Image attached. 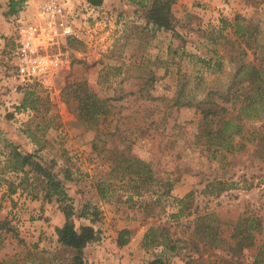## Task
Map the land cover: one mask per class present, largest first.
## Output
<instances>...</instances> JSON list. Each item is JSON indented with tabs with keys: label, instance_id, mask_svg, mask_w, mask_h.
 Returning a JSON list of instances; mask_svg holds the SVG:
<instances>
[{
	"label": "rangeland",
	"instance_id": "obj_1",
	"mask_svg": "<svg viewBox=\"0 0 264 264\" xmlns=\"http://www.w3.org/2000/svg\"><path fill=\"white\" fill-rule=\"evenodd\" d=\"M42 1L26 0L18 17L8 18L9 0H0V224L8 222L0 227V264H69L73 257L57 243L55 229L64 215L55 198L42 200L34 162L62 180L75 226L92 225L98 231V240L83 251V264H115L111 260L120 254L139 262L130 264H147L162 250L155 244L142 248L150 227L165 228L172 240H181L184 248L169 258L170 264H252L264 244V141L250 142L247 136L258 131L264 139V109L258 119L243 122L244 134L235 137L242 150L212 160L196 144L203 127L198 110L172 105L183 85L186 100L193 103L209 90L225 89L236 68L230 58L239 44L244 46L234 41L241 40L234 35L236 18L252 47L246 59L264 60V0H178L172 7L173 32L147 27L152 0H139L137 23L124 22L121 12L87 13L83 0H59L74 17L80 39L55 49L62 53L56 70L40 82H28L11 66L9 50L17 21L36 20ZM85 89L107 101L105 118L94 124L78 120L76 95ZM25 99L28 107L22 108ZM8 144L34 155L24 171L6 168ZM122 158L126 163L120 164ZM141 164L153 181L144 183L134 173L143 171ZM180 201L184 213L172 218ZM221 206L262 224L253 246L238 259L231 258L225 243L211 248L197 221L205 214L216 216ZM93 209L98 214L91 223ZM237 218L221 225L222 238L228 239ZM125 229L128 243L116 251L114 241ZM156 242L164 239L158 236Z\"/></svg>",
	"mask_w": 264,
	"mask_h": 264
},
{
	"label": "trees",
	"instance_id": "obj_2",
	"mask_svg": "<svg viewBox=\"0 0 264 264\" xmlns=\"http://www.w3.org/2000/svg\"><path fill=\"white\" fill-rule=\"evenodd\" d=\"M26 0H9L7 5V12L5 15L8 18H17L21 6ZM178 0H152L149 10L145 13V20L148 25H152L156 29L173 32L174 30V16L172 12L173 5ZM229 2L230 0H222ZM103 0H87V3L91 6L98 7L102 4ZM234 35L241 37L235 38L236 43L244 42L242 47L238 45V51L230 58V62L236 65V68L222 91L209 90L205 97L198 102H191L186 100L187 94L185 91V85L180 87L176 97L173 99V105L176 108L179 107H195L200 115L198 120L199 124L203 127L200 133L196 134V144L198 145L201 155L217 160V154L225 152L227 154H233L242 150L243 145L235 143V137L242 136L244 134V123L256 120L260 117V112L264 109V60L259 62L256 57L253 60H247V52L251 51L252 47L248 43L249 37L244 38L243 33L245 29L239 24L237 18L234 21ZM241 34V35H240ZM73 41L69 42L71 45ZM77 44V43H76ZM81 45V43H78ZM78 45L72 44L70 47L77 49ZM240 46V48H239ZM76 47V48H75ZM80 88H76L78 93ZM76 110L78 113V120L80 122H87L94 124L99 117L106 116V100H101L92 91L85 89L76 95ZM27 100L25 99L22 104V108H26ZM31 109H36L34 106H30ZM244 122V123H243ZM258 131H252L248 134V140L257 139V144H262L264 139L261 137ZM10 151L6 159V168L11 172H21L29 165L34 158L33 154H23L17 150L16 147L8 144ZM124 158V156H123ZM122 158L120 164L126 163ZM138 168H142L143 171H134L138 177H142V182L153 181V177L150 172H146L144 169L146 165L141 164ZM127 166L123 171L129 169ZM36 175L40 178L41 190L44 192L42 198L43 201L50 203L53 198L60 205V211L64 215V223L61 227L55 229L58 245L73 252L69 264H83V251L85 247L98 240V231L92 225H82L76 227L73 216V208L69 204L71 199L64 191L63 182L48 168L41 166L39 163L34 162L33 169ZM148 173V178H143V173ZM65 180H70L68 174L64 176ZM35 181V180H34ZM35 185V182H32ZM36 188L33 190L35 191ZM15 189L11 191L14 193ZM33 199L37 198V194H32ZM181 204L177 213L172 214V218L181 216L186 208L184 202ZM97 212L93 209L91 212V223L95 221ZM79 217H85L84 213H81ZM208 218L212 219L209 220ZM197 221L200 222L204 234L210 240L211 248L217 249L219 244L225 243L232 252L231 258L237 257L243 252V250L253 246L255 241V234L259 233L262 224L259 219L252 216H239L235 222H231L232 232L228 239L222 238L221 225L229 222L220 221L214 214H205L199 216ZM8 222L4 221L0 227H4ZM198 226V231H199ZM130 236L129 230H122L116 239L117 248H122L128 243ZM161 236L164 239V243H157L156 239ZM233 242L231 245L230 243ZM181 240L178 238L172 240L165 228L150 227L144 234L142 240V248L147 249L155 244L156 247H161L160 255L154 257L147 264H170L169 258L176 255L184 247L180 245ZM264 244L259 249L256 259L252 264H264L263 255ZM54 258V256H52ZM229 264H234L231 261ZM237 264V263H235Z\"/></svg>",
	"mask_w": 264,
	"mask_h": 264
},
{
	"label": "built area",
	"instance_id": "obj_3",
	"mask_svg": "<svg viewBox=\"0 0 264 264\" xmlns=\"http://www.w3.org/2000/svg\"><path fill=\"white\" fill-rule=\"evenodd\" d=\"M87 13H93L87 6ZM20 19V18H19ZM36 20L17 21L11 40V66L17 76L28 82L40 80L61 63L55 49L68 39H80L75 19L59 0H44L36 5Z\"/></svg>",
	"mask_w": 264,
	"mask_h": 264
},
{
	"label": "crops",
	"instance_id": "obj_4",
	"mask_svg": "<svg viewBox=\"0 0 264 264\" xmlns=\"http://www.w3.org/2000/svg\"><path fill=\"white\" fill-rule=\"evenodd\" d=\"M84 1V5H89L91 6L90 4L87 3V0H83ZM144 0H142L143 2ZM138 2L139 0H131V1H128V0H103L102 4L98 7H94V6H91L92 9H93V12L95 10L99 12H101L102 14L105 12H110L112 14H115L118 13V12H121L122 14H120V16H123L122 17V20L124 22H128L130 21V19H132L134 21V23H137L138 21V18L139 16L137 15L135 17V14H134V11L141 7V5H138ZM181 2V1H179ZM144 5H145V2H144ZM144 7V6H143ZM134 9V10H132ZM143 9V8H141ZM137 13V12H136ZM111 20L109 21V24ZM147 26V25H146ZM148 28L149 27H152V25H148L147 26ZM154 31H158L156 28H152ZM238 143V142H237ZM231 207V205H230ZM228 208L226 206H221V207H218L215 209V213H216V217L222 222V221H225L226 219H233V218H237V214H236V211H232L231 213H228ZM234 220V219H233ZM236 220V219H235ZM225 229V227H224ZM230 232L232 231V228H230ZM222 231H228V229H225V230H222ZM131 245V244H130ZM125 247V246H124ZM122 247V248H124ZM88 248H89V245H88ZM88 248H86L88 250ZM114 248L116 249V251H121L122 248H117L116 246V241H114ZM91 249V247L89 248ZM128 249V248H127ZM126 249V250H127ZM86 251V250H85ZM116 261L115 264H130L132 262H136V263H139L137 261V259H134L132 256H129V255H125L122 257V255L120 254V257H117V258H114L113 260L111 261ZM103 263H106V261H104Z\"/></svg>",
	"mask_w": 264,
	"mask_h": 264
}]
</instances>
